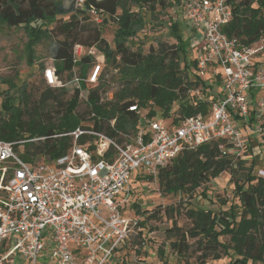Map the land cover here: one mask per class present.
I'll return each mask as SVG.
<instances>
[{
  "label": "built area",
  "instance_id": "2783aa9c",
  "mask_svg": "<svg viewBox=\"0 0 264 264\" xmlns=\"http://www.w3.org/2000/svg\"><path fill=\"white\" fill-rule=\"evenodd\" d=\"M181 14L186 26L202 29L194 60L199 83L189 95L194 104L207 99L208 112L168 123L139 116L133 105L128 110L137 117L134 132L118 130L115 139L83 123L54 136L69 140L54 158H22L25 143H43L45 137L0 140V264H138L134 252L124 254L141 230L137 218L123 213L134 174L141 181L157 179L183 152L203 145L217 144L233 166L246 161L252 138L264 148V37L249 45L229 38L223 32L232 19L227 0H182ZM82 53L99 54L75 46L74 57ZM92 65L90 84L101 70L99 63ZM204 79L217 82H207L212 88L206 97L199 88Z\"/></svg>",
  "mask_w": 264,
  "mask_h": 264
},
{
  "label": "trees",
  "instance_id": "16d2710c",
  "mask_svg": "<svg viewBox=\"0 0 264 264\" xmlns=\"http://www.w3.org/2000/svg\"><path fill=\"white\" fill-rule=\"evenodd\" d=\"M167 1L131 0L133 5L126 0H82L80 6L74 2L64 6L61 1L0 0V23L8 28H26L30 46L45 36L54 38L51 58L58 65L57 77L66 74L65 80L61 81L63 84L71 80L76 66L75 46L95 48L108 64L114 68L120 66L124 76L121 89L114 93V101L108 110L105 104H100L97 88L88 93L85 113L89 116L86 119H81L77 114L80 108L77 89L69 100H63L60 98L66 93L63 88L45 86L35 105L31 103L26 84L17 85L12 80L0 79V140L13 143L45 137V141L37 145L25 143L22 158L30 161L31 156L40 153L54 158L60 155L69 141L66 137L54 136L73 131L83 123L84 127L119 139L117 131L125 129L124 121L135 123L137 119L136 114L128 110L133 105L145 107L151 102L157 109L151 108L148 116L157 120L163 119L168 110L175 120L206 113L207 99L197 104L191 102L189 92L199 82L191 79L188 71L191 66L184 63L180 68L179 56L184 52V45L176 25L169 26L171 35L178 43L170 50L165 51L160 47L158 52L150 49L143 54L140 50L132 51L127 45V40L137 35L145 24L139 14L140 9L145 7L154 12L159 7L162 10L166 8ZM227 2L232 10V19L224 26L223 32L229 38H236L241 45H249L264 37V0ZM254 3L256 6H253ZM132 6L139 10L135 12ZM90 12L102 14L116 24L112 45L102 38L98 26L89 23ZM102 21L106 23V19ZM83 60L88 64L91 62L88 56ZM191 65L194 67V61ZM48 101L54 103V109L44 113L43 108ZM91 114L94 116L91 117ZM117 114L115 128H111L108 120ZM97 118L100 120L97 121ZM255 160L253 158L247 167L246 161H239L233 166L220 156L217 144H209L183 152L158 173V186L165 193L192 194L220 173L228 172L242 207L238 219L231 207L218 215L208 210H187L190 228L182 231L173 227L167 233L171 239L169 248L172 253L187 255L192 246L189 241L193 240L197 251L201 252L200 258H197L200 264L209 258L218 259L222 251L235 257L231 258L229 264L264 262V177L254 175ZM237 173L244 179L242 184L236 178ZM224 237L228 238V244L222 242Z\"/></svg>",
  "mask_w": 264,
  "mask_h": 264
},
{
  "label": "rangeland",
  "instance_id": "374dc122",
  "mask_svg": "<svg viewBox=\"0 0 264 264\" xmlns=\"http://www.w3.org/2000/svg\"><path fill=\"white\" fill-rule=\"evenodd\" d=\"M48 2L61 1L64 6H69L74 2L76 6H80L82 0H46ZM131 2V0H126ZM182 0H168L165 9L156 7L154 12H150L148 8L142 7L139 14L142 16L144 26H142L134 37L127 40V45L132 51L140 50L143 54L153 49L158 52L162 47L165 51L178 43L170 33L169 26L176 25V30L182 44L184 52L179 56L180 68L186 63L191 68L188 69L191 79L195 78V70L192 67V62L196 58V49L201 42L202 29L194 30L185 25V20L181 14ZM132 3V2H131ZM133 4V3H132ZM134 5V4H133ZM253 6H256L254 3ZM135 12L139 8L132 6ZM89 23L92 26H98L101 31V36L105 42L112 45L116 24L102 14L89 13ZM106 19V23L102 20ZM63 20H66L64 18ZM53 25L49 28L51 29ZM193 31V33L191 32ZM29 34L26 28H8L0 23V79L12 80L17 85L26 84L27 90L31 97V103L37 104L45 86L56 88L61 85V81L65 80L66 74L61 78L56 75L57 63L52 60V48L54 38L43 37L37 44L29 45ZM193 40V41H192ZM86 55L82 53L75 57L76 66L73 69L71 80L63 86L65 94L60 98L69 100L73 96L75 89L81 94L79 96L80 108L77 109V114L81 119H86L89 115L85 112L87 95L91 90L98 89L100 96V104H105L107 110L113 103V95L121 89V83L124 78L120 72L121 67H113L108 64L103 55L95 53L91 56V62H85L83 58ZM93 63H99L101 70L97 75V83L90 84L88 82L91 77L94 67ZM206 79V78H205ZM203 80L199 85L203 97L207 96V82H211L212 86L217 84L216 81ZM2 88H5L2 86ZM212 88V87H211ZM213 91L217 92V88L213 87ZM80 102H84L80 104ZM155 106L148 102L145 107H139V116L144 113L149 114L150 109ZM54 109V103L48 101L45 103L43 111L51 112ZM157 109V108H155ZM209 108L207 105L206 112ZM145 114V115H146ZM116 117L112 118L111 124L116 123ZM173 118L171 111L164 113L163 119L168 123ZM166 122V123H167ZM125 130L134 132V123L126 122ZM37 145V144H36ZM22 152V148L19 149ZM246 167L250 165L253 158V173L255 176L264 177V148L260 141L252 138L249 141L246 151ZM131 182L132 199L130 198L129 207L124 208V216L128 219H138L139 228L138 234L131 237L130 242L124 249L125 258L130 256V252H134L138 264H200L197 258H200L201 252L197 251V246L193 240L189 241L192 245L188 254L178 256L171 252L169 244L171 239L167 236L169 230L173 227L180 228L182 231H187L190 226V220L186 216V211L189 209L208 210L213 214H221L233 208V215L238 219L241 213V206L235 195L234 186L228 172L220 173L215 179L207 184L200 186L192 194H168L162 191L157 183V179L153 180H137ZM239 184H242L244 179L240 173L236 175ZM154 215V217H151ZM224 244H228V238H222ZM143 244V245H142ZM228 252H231L230 250ZM47 255L42 254L40 259L46 258ZM235 257L229 253L220 252L218 259H206L204 264H229L230 260ZM254 264H264V262H255Z\"/></svg>",
  "mask_w": 264,
  "mask_h": 264
},
{
  "label": "crops",
  "instance_id": "0c3cea01",
  "mask_svg": "<svg viewBox=\"0 0 264 264\" xmlns=\"http://www.w3.org/2000/svg\"><path fill=\"white\" fill-rule=\"evenodd\" d=\"M131 199H132V197H131Z\"/></svg>",
  "mask_w": 264,
  "mask_h": 264
}]
</instances>
